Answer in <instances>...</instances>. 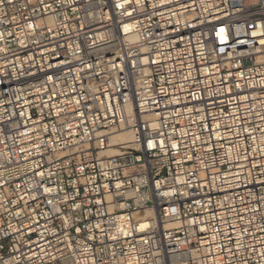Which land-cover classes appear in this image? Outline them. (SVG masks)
I'll list each match as a JSON object with an SVG mask.
<instances>
[{
    "label": "built area",
    "instance_id": "obj_1",
    "mask_svg": "<svg viewBox=\"0 0 264 264\" xmlns=\"http://www.w3.org/2000/svg\"><path fill=\"white\" fill-rule=\"evenodd\" d=\"M0 264H264V0H0Z\"/></svg>",
    "mask_w": 264,
    "mask_h": 264
},
{
    "label": "bare ground",
    "instance_id": "obj_2",
    "mask_svg": "<svg viewBox=\"0 0 264 264\" xmlns=\"http://www.w3.org/2000/svg\"><path fill=\"white\" fill-rule=\"evenodd\" d=\"M132 140H133L132 133L127 131V132H123L119 135L114 136L111 140V143H112V145L121 144V145H124V147H128L132 143ZM106 154L107 155H116V154H118V150L111 149Z\"/></svg>",
    "mask_w": 264,
    "mask_h": 264
}]
</instances>
